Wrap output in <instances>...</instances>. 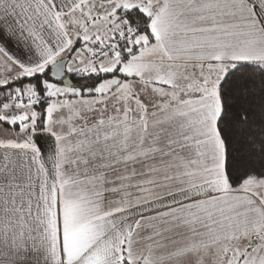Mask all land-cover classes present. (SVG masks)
Returning <instances> with one entry per match:
<instances>
[{"label": "snow or ice", "instance_id": "snow-or-ice-1", "mask_svg": "<svg viewBox=\"0 0 264 264\" xmlns=\"http://www.w3.org/2000/svg\"><path fill=\"white\" fill-rule=\"evenodd\" d=\"M0 264H264V0H0Z\"/></svg>", "mask_w": 264, "mask_h": 264}]
</instances>
